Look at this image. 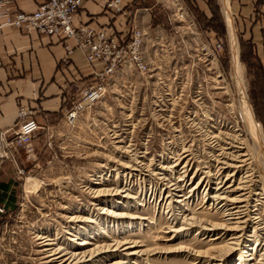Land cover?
<instances>
[{
    "label": "rangeland",
    "instance_id": "obj_1",
    "mask_svg": "<svg viewBox=\"0 0 264 264\" xmlns=\"http://www.w3.org/2000/svg\"><path fill=\"white\" fill-rule=\"evenodd\" d=\"M179 7L183 19L176 15ZM128 8L130 16L137 13L145 33L147 70L121 67L99 100L82 104L73 118L62 114L55 124L38 129L28 147L13 151L14 208L0 215V264H41L40 236L68 252L80 247L81 239L88 240V249L102 248L85 264L123 258L124 250L119 255L106 249L116 241H136L137 250H149L129 256L128 264H202L206 258L193 256L196 251L211 249L214 258L224 252L227 238L210 240L214 232L200 229L221 223L228 203L210 198L218 185L228 183L229 169L220 161L227 150L221 148L231 133L244 134L249 148H257L238 115L222 2L134 0ZM232 17L247 101L264 135V68L248 36L249 22ZM134 157L143 165V175L130 171ZM161 165L166 168L156 175ZM28 181L33 182L30 192L24 188ZM175 183L185 201L171 213L165 188ZM98 188L114 193L97 196ZM126 193L135 199L124 197ZM263 209L251 211V218H264ZM115 211L127 216L116 217L111 214ZM72 217L79 219L72 222ZM187 218L196 226L173 240L162 239L172 219L180 226ZM252 221L238 250L226 262H213H263L264 232L254 235ZM70 229L72 235L67 234ZM179 248L183 250L174 252Z\"/></svg>",
    "mask_w": 264,
    "mask_h": 264
},
{
    "label": "crops",
    "instance_id": "obj_2",
    "mask_svg": "<svg viewBox=\"0 0 264 264\" xmlns=\"http://www.w3.org/2000/svg\"><path fill=\"white\" fill-rule=\"evenodd\" d=\"M38 1L19 0L16 7L31 11ZM133 1L125 0L129 5ZM229 5L234 19L236 16L249 22L248 36L264 68V0H229ZM100 8L95 0H85L75 15V23L97 28L110 26L117 31L129 27L132 20L140 26L137 13L114 19ZM90 73L82 52L77 48L67 52L63 40L34 31L1 28L0 128L17 127L20 107L31 110L39 129L55 124L71 101L79 99L80 90L92 81ZM11 162L10 158L0 160V194L5 196L11 195L15 182Z\"/></svg>",
    "mask_w": 264,
    "mask_h": 264
},
{
    "label": "bare ground",
    "instance_id": "obj_3",
    "mask_svg": "<svg viewBox=\"0 0 264 264\" xmlns=\"http://www.w3.org/2000/svg\"><path fill=\"white\" fill-rule=\"evenodd\" d=\"M221 1H222L223 11L225 15L224 20H226L227 40L230 46V53H231V62H232L231 73H232V77H233V80L236 86V91H237L236 94L238 97L237 98L238 99V112H239L238 115H240L241 121L246 126V134L249 133L251 138L254 140L253 144L256 145L255 148H257V150L256 149L253 150L252 148H249L248 141L245 138L246 136L241 133H234V134L231 133L229 134V136L226 137L228 140L226 139L227 141H224L227 144V146L221 149H224L227 151L223 150L224 152L220 153V155L222 156L221 158H223V160H220V161L223 164L222 166L223 169H226V170L229 169L228 171L229 174L227 175L228 183L225 187L218 185V188L215 189L214 194L210 196V198L212 200L225 199L228 203L224 205L225 209H223L221 223H209L208 226H203V227L200 226V229H201V232H206V231L210 233L214 232L210 240H216V239L223 240L227 238V241H225V244L223 246L224 252L219 254V258L213 257L215 255L212 254V252L210 251L211 249H208L204 251L203 253L197 252V251L193 253V256H204L206 258L202 261V264H216V262H213V261L226 262L227 258H229L234 251L238 250V246L241 243H243L245 231L247 227L249 226V224L251 223V220H254L252 221V224H253L252 232L254 233V235H256L257 233L259 234V232L260 233L264 232V218H262V216H256V217L251 218V215H250L251 211L258 210L259 206H264V135H263L261 126L256 121L252 108L247 101L246 91H245L244 83L241 77V65H240L239 56H238V42H237V37L235 34V28H234V23H233V17L231 15V8L229 5V0H221ZM235 130H239V129H235ZM213 137L216 138V136H213ZM258 154L261 158L260 162L262 163H260L259 160H257ZM175 156H177V154H175ZM185 158H186V155L183 156V158L179 156L177 159L174 160L173 167L176 168L179 164L183 162ZM187 163L188 161H185L181 167L182 176H184L188 172ZM142 166L140 164V160L137 161V158L134 157L132 164H131L130 171H134L136 174L138 173V174L143 175ZM165 168L166 167H163L161 165L159 172L155 174L162 175L163 171L161 170ZM32 183L33 182H29V181L27 182L26 186L24 187L26 188V191L27 190L31 191L33 189ZM174 185H175L174 188L166 186L167 188H165V192H166L165 201L163 200L164 198L162 196V202L163 201L168 202L167 208H169V211L171 213H174L173 209L176 208L175 206L179 205L177 203H182L185 201L184 195L180 194L182 191L181 189H178L179 186L176 185V183L173 184V186ZM196 189L197 187L194 188L193 191H196ZM220 190H222L221 193H219ZM117 192L119 191L116 190L115 193L117 194ZM121 192H124V191H121ZM96 193H97V196H102L104 194L114 193V191L109 192L107 191V189L98 188L96 190ZM221 194H223L225 197L222 196ZM124 197L128 198L130 201H133V199H135L134 196H130V194L128 193H126ZM251 203H253V205ZM250 206L253 207V210L249 209ZM111 214L116 217L127 216L126 213L124 212L116 213L115 211V212H111ZM172 216H174V214H172ZM136 218H138V220L139 219L143 220L142 217L141 218L136 217ZM78 219L79 218L72 217L70 221L74 222L75 220H78ZM173 219L167 226L168 230L164 232V237L162 238L163 240H166V241L173 240L175 238L182 236L185 230H189L196 223L194 221H192L191 223H188V221H191V219L187 218L185 221H183L184 224H181L182 226L181 225L176 226L173 223ZM71 230L72 229L67 230L69 231V233H67V231L66 233L69 235H72L73 232ZM37 239L40 240V247H41L40 263L42 262L41 264H85L87 262L94 261L95 256L99 254L98 253L99 251L102 250V248L100 249L99 248H96V249L86 248L87 247L86 245L89 243L88 240L86 239H81L80 242L78 243L80 247L76 248V250L73 252L72 251L68 252L67 249H65L64 247L56 245L54 239H49L47 236L46 237L40 236ZM137 246H138V242L136 241H122V242L116 241L112 245L111 244L108 246L106 245L107 247L106 249L110 248L108 249L109 251L111 250L110 252L118 253L119 255L121 253V250L125 251L123 255H120V256H124L123 258L118 257L117 259H114V262L111 264H125V263L128 264L129 262L128 259L130 258L129 256H135V255L141 256L142 254L146 255V253L149 251V250L148 251L147 250H137ZM182 250L183 249L179 248V249L174 250V252L175 251L178 252ZM249 251H253V250L250 249ZM244 254H246V250H244L243 248V251L239 255L240 261L242 260V256ZM252 255L253 253H250V254L247 253L246 256H249V258L252 259L253 258ZM259 258H261L260 260H262L263 262L262 263L257 262V264L258 263L264 264V253H262V255ZM196 259H199V258L197 257L194 258L195 261H197ZM125 260L127 262H124ZM244 262L246 263L247 260H245Z\"/></svg>",
    "mask_w": 264,
    "mask_h": 264
},
{
    "label": "built area",
    "instance_id": "obj_4",
    "mask_svg": "<svg viewBox=\"0 0 264 264\" xmlns=\"http://www.w3.org/2000/svg\"><path fill=\"white\" fill-rule=\"evenodd\" d=\"M19 0H0V29L16 28L25 32L56 37L63 40L67 52L79 49L91 70L92 81L80 90L77 101H71L65 109L67 118H73L82 104L99 100L109 79L126 65L139 72L148 67L144 53V30L132 20L131 25L117 31L114 27H94L84 22L75 23V15L83 7L85 0H39L31 11L16 7ZM101 11L116 19L130 16L125 0H95ZM179 19L184 12L179 7ZM39 129L31 110L20 107L17 112L15 129L0 128V160L11 158L13 151L28 147ZM4 213L0 206V214Z\"/></svg>",
    "mask_w": 264,
    "mask_h": 264
},
{
    "label": "trees",
    "instance_id": "obj_5",
    "mask_svg": "<svg viewBox=\"0 0 264 264\" xmlns=\"http://www.w3.org/2000/svg\"><path fill=\"white\" fill-rule=\"evenodd\" d=\"M14 197L15 194L13 190L9 196H5L4 193L0 194V206H3L4 211L12 210L14 208Z\"/></svg>",
    "mask_w": 264,
    "mask_h": 264
}]
</instances>
